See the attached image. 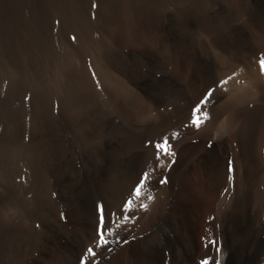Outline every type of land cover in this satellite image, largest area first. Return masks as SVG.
<instances>
[{"label":"bare ground","instance_id":"bare-ground-1","mask_svg":"<svg viewBox=\"0 0 264 264\" xmlns=\"http://www.w3.org/2000/svg\"><path fill=\"white\" fill-rule=\"evenodd\" d=\"M88 1H0V264H81L145 171L89 264H264V0Z\"/></svg>","mask_w":264,"mask_h":264},{"label":"snow or ice","instance_id":"snow-or-ice-1","mask_svg":"<svg viewBox=\"0 0 264 264\" xmlns=\"http://www.w3.org/2000/svg\"><path fill=\"white\" fill-rule=\"evenodd\" d=\"M93 8L96 7V4L93 3ZM59 24V21L56 22ZM73 42H75L76 37L73 36L71 38ZM91 67V65H90ZM259 67L261 72H264V56H262L259 59ZM93 78L95 79L96 74L95 72L92 73ZM227 81H221L220 84L224 85ZM99 87V84H98ZM214 94V90L209 89V91L205 94L204 98L200 101L199 104H197L193 109L191 113V119H190V125L194 126L195 128L199 129L201 128L207 120L210 119V116L208 112L205 110L207 106L211 102V97ZM30 99V97H26V100ZM178 134L174 133L172 136V139H175ZM151 143V142H150ZM209 146H211V142H209ZM154 147L156 149V159L159 161V167L164 166V161L161 159V157H174L176 155L175 151L172 150V144L170 143V138L168 136H164L161 140L157 141L154 144ZM175 161L173 160L172 163ZM168 167H171V164L168 165ZM154 171V170H153ZM228 179L231 183L233 181V174H234V165L231 159L228 162ZM168 182L167 177L161 179L159 181L160 184H166ZM150 183V173L148 171H145L141 177L139 178L138 183L135 184L130 196L125 201L123 208L121 209V212L123 213V216L120 217L117 213H111V216L117 217L118 223L115 224V227L109 226V220H108V213L106 212L103 205L98 206V222H97V239L95 241V247H88L84 257H82L81 264H89L90 260H94V258L98 255V252L103 249L107 248L111 243L112 240L109 239L110 236L116 235L117 239L118 237V231L120 227L130 220L132 217L129 215L135 208L136 201L140 200L142 197H145V193L142 191L148 184ZM227 191V189H225ZM147 199L151 200L152 196H146ZM140 207L147 208V204H141ZM215 218L210 217L209 222H212ZM219 226L217 225V228ZM205 241V248H211L217 256L219 255L221 248L218 246V241L213 236L211 239H208L207 237L202 238ZM124 243H127V241H124ZM199 264H221V260L219 258H216L213 262V258L211 256H207L204 259H202Z\"/></svg>","mask_w":264,"mask_h":264},{"label":"rangeland","instance_id":"rangeland-1","mask_svg":"<svg viewBox=\"0 0 264 264\" xmlns=\"http://www.w3.org/2000/svg\"><path fill=\"white\" fill-rule=\"evenodd\" d=\"M0 1H6V0H0ZM100 2V0H89L88 1V5H87V9H88V13H89V15L91 16V17H93L94 19H96V16H97V11H98V9H99V6H100V4H101V2ZM92 3V4H91ZM93 3H95L96 4V7L93 9V7H92V5H93ZM99 5V6H98ZM95 11V12H94ZM94 13V14H93ZM96 15V16H95Z\"/></svg>","mask_w":264,"mask_h":264}]
</instances>
